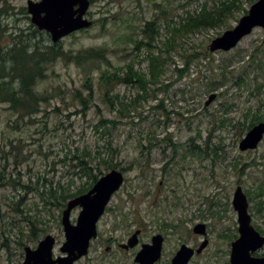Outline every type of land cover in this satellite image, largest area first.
<instances>
[{
    "label": "rangeland",
    "instance_id": "obj_1",
    "mask_svg": "<svg viewBox=\"0 0 264 264\" xmlns=\"http://www.w3.org/2000/svg\"><path fill=\"white\" fill-rule=\"evenodd\" d=\"M89 1L87 17L98 21L63 37L61 47L72 53L104 48L110 64L104 61L100 67L114 70L134 57L128 37H140L144 21L154 18L160 24L157 45L165 58L159 85L166 87L139 105L118 111L115 95L129 103L140 93L136 85L112 82L108 91L112 98L105 99L99 69L59 58L36 80L35 90L44 96L37 113L21 118L0 103V264H21L23 246L35 248L45 234L55 238L52 256L62 255L63 207L56 201L47 204L42 192L50 182L66 186L71 178L70 191L85 185V176L71 174L78 169L77 157L97 151L101 157H111L115 168H124L125 180L97 222L96 240L124 238L127 230L145 226L165 236L160 264H167L181 243L197 248L204 239L206 246L187 264H229L230 242L238 235L231 204L234 188L239 185L246 194L264 184V137L256 148L242 151L238 143L246 131L239 133L236 127L242 121L241 111L255 101H246L248 88L238 85L237 78L245 69L249 70L245 77H252L251 55L264 47V30L253 28L228 51H210V41L234 26L243 11L229 19L230 27L172 33L165 30L166 20L178 25L187 15L201 14L205 4L211 10L218 0ZM242 2L248 10L250 4ZM26 3L0 0V49L20 30L33 43L52 44L49 34L31 23ZM145 65L134 60L133 68ZM87 74L89 84L83 81ZM210 93L216 97L205 105ZM80 97L85 98L83 103ZM160 99L164 110L152 107ZM226 118L231 124L227 120L221 125ZM191 145L206 153H190ZM109 170L101 169L102 174ZM248 203L252 224L262 225L260 214L252 213L253 199ZM79 210L78 206L71 210L72 223ZM198 222L205 223V236L192 232ZM32 223L37 227L35 236L30 232ZM256 254H264V246Z\"/></svg>",
    "mask_w": 264,
    "mask_h": 264
},
{
    "label": "trees",
    "instance_id": "obj_2",
    "mask_svg": "<svg viewBox=\"0 0 264 264\" xmlns=\"http://www.w3.org/2000/svg\"><path fill=\"white\" fill-rule=\"evenodd\" d=\"M254 1L246 0L248 4H252ZM6 10L7 7H3V11L6 12ZM240 11L247 12L242 0H218L211 10H208L205 4L201 14L198 16L187 15L186 21L180 22L178 25L175 22L166 20L165 30L175 33L181 30L187 32L194 29L212 28L221 25L230 27L229 19H236L235 15ZM97 21H93V24ZM143 24L140 29V37H128V40L134 44V57L128 62L116 66L114 70L100 67V64L104 61L107 65L110 64L104 48L88 47L72 53L70 50H64L60 43L46 45H40L37 42L33 43L30 36H24V33L20 30L18 33L11 35V40L4 48L0 49V103H6L8 108L17 113L21 118L37 113L39 103L44 99V96L35 90L36 80L44 77V71L49 64L59 58L65 61H73L79 66L87 64L93 66L95 69H99V83L105 88V99L112 98L108 94L109 84L111 85L112 82L125 85L133 83L136 85L140 89V93L131 99L129 103H123L119 99L120 97L115 95L119 104L118 111L121 109L120 107L127 105L136 106L149 96L154 97L156 90L166 87V85H159L165 68V58L162 56L163 49L157 45V42L160 41V24L156 25L154 18L144 21ZM161 44L164 45V42H161ZM155 49L158 52L155 53ZM134 60L140 64L145 62V68L134 69ZM249 67L252 70V77H245L249 75V70L245 69L238 76L237 84H242L248 88L249 97L246 99L247 102H250L252 99L255 101L254 104H248L241 111L242 121H239L237 125L235 124L240 130L239 133L248 130L258 121L264 120V47L255 49V52L251 55ZM185 69L186 67H183L178 69V71H184ZM90 78L89 74L84 77L83 81L85 84H89ZM80 98V101L83 103L85 98ZM161 101L160 99L152 107L162 109ZM227 120L231 124V118H226L221 119V125ZM235 125L233 124L232 126L235 127ZM108 146L112 149L111 143ZM188 151L197 156L204 154V152L206 153V151L200 153L192 145L189 146ZM99 153L100 151H97L95 155L87 153L86 158L84 156L77 157L78 163L74 167L78 169L77 171H73L71 175L79 179L85 176L87 178L85 185L82 184L74 191H70L69 186L73 183V178L67 182L66 186L60 182H57L53 186L50 182L48 188L42 192L47 196L45 202L47 204L57 202L59 207L64 208L70 198L86 192L93 185L99 175L102 174V168L111 169L116 167V163L113 162L111 157H101ZM216 153L217 151L213 149V154L216 155ZM120 170L123 171L124 168ZM252 193L250 190H246L247 197L254 201L252 213L253 215L259 213L263 220V226L254 224V227L264 234V184L258 185ZM36 230V224L32 223L30 228L32 236L36 235Z\"/></svg>",
    "mask_w": 264,
    "mask_h": 264
},
{
    "label": "water",
    "instance_id": "obj_3",
    "mask_svg": "<svg viewBox=\"0 0 264 264\" xmlns=\"http://www.w3.org/2000/svg\"><path fill=\"white\" fill-rule=\"evenodd\" d=\"M89 0H27L26 11L39 30L47 32L52 43H58L68 34L86 29L93 23L87 17ZM264 30V0H255L246 13L237 20L231 28L224 30L208 44L210 51H228L253 28ZM216 97L210 93L205 105ZM264 136V120L253 124L238 143L240 150L254 149ZM124 182V174L117 168H112L102 174L84 193L70 198L61 211V226L64 241L60 246L62 255L53 257L52 247L55 242L51 234L44 235L35 248L23 247L24 258L21 264H73L84 256L89 242L97 235V222L105 211L112 195ZM231 204L236 211L238 235L230 242L229 264H264V254L256 255L258 249L264 246V234L254 227L248 211V199L241 186L237 185L232 194ZM80 207L75 223L70 221V212L74 207ZM192 232L206 235L203 222L193 225ZM135 231L129 238V244L137 241ZM163 237L161 234L152 236L151 244L143 245L135 257L139 264H153L161 255ZM204 239L197 248L181 244L170 264H187L194 254L206 246Z\"/></svg>",
    "mask_w": 264,
    "mask_h": 264
},
{
    "label": "flooded vegetation",
    "instance_id": "obj_4",
    "mask_svg": "<svg viewBox=\"0 0 264 264\" xmlns=\"http://www.w3.org/2000/svg\"><path fill=\"white\" fill-rule=\"evenodd\" d=\"M117 228L118 226H112L111 232L116 231ZM135 231L137 232V241L133 244H129L128 238ZM127 233L128 234H126V237L124 238H116L113 236L108 237L105 240H96V238H94L95 240L92 239L89 242L86 254L74 261L73 264H139L135 261V257L142 249L143 245L151 244L153 235L161 234L160 232H149L145 229V226L136 227L131 231L127 230ZM161 235L163 237L161 255L153 264H160V260L163 255V244L165 236L163 234ZM177 249L173 253H171L167 264H170L171 259Z\"/></svg>",
    "mask_w": 264,
    "mask_h": 264
}]
</instances>
